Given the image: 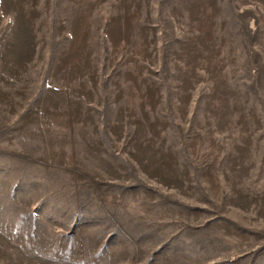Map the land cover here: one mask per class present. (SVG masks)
Returning <instances> with one entry per match:
<instances>
[{"label": "rangeland", "instance_id": "1", "mask_svg": "<svg viewBox=\"0 0 264 264\" xmlns=\"http://www.w3.org/2000/svg\"><path fill=\"white\" fill-rule=\"evenodd\" d=\"M0 264H264V0H0Z\"/></svg>", "mask_w": 264, "mask_h": 264}]
</instances>
